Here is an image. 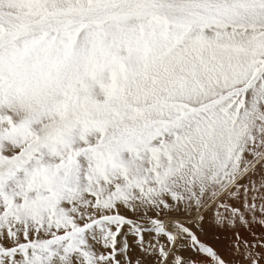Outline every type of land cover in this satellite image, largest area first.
Here are the masks:
<instances>
[{
  "label": "snow or ice",
  "instance_id": "6c2138e0",
  "mask_svg": "<svg viewBox=\"0 0 264 264\" xmlns=\"http://www.w3.org/2000/svg\"><path fill=\"white\" fill-rule=\"evenodd\" d=\"M0 264H264V0H0Z\"/></svg>",
  "mask_w": 264,
  "mask_h": 264
},
{
  "label": "rangeland",
  "instance_id": "374dc122",
  "mask_svg": "<svg viewBox=\"0 0 264 264\" xmlns=\"http://www.w3.org/2000/svg\"><path fill=\"white\" fill-rule=\"evenodd\" d=\"M257 234H259V232L261 231V229L259 227H256L254 229ZM247 235V233H245ZM223 236V234H221ZM203 239L207 240L209 243L214 244L218 249H220L222 252H225V255L227 256V252L225 251L226 249V245L228 244V241L221 238L220 240H215L213 239V235L211 232H209V234L205 237H202ZM251 239V237H249Z\"/></svg>",
  "mask_w": 264,
  "mask_h": 264
}]
</instances>
